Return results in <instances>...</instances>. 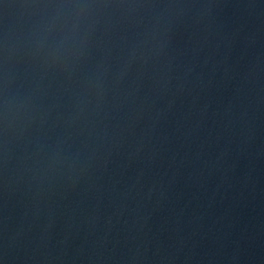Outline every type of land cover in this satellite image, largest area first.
<instances>
[{"label": "water", "instance_id": "obj_1", "mask_svg": "<svg viewBox=\"0 0 264 264\" xmlns=\"http://www.w3.org/2000/svg\"><path fill=\"white\" fill-rule=\"evenodd\" d=\"M0 264H264V0H0Z\"/></svg>", "mask_w": 264, "mask_h": 264}]
</instances>
